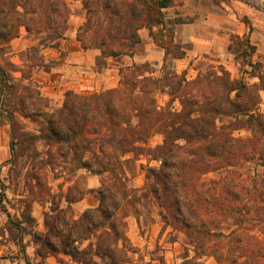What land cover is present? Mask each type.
Listing matches in <instances>:
<instances>
[{"label":"trees","instance_id":"obj_1","mask_svg":"<svg viewBox=\"0 0 264 264\" xmlns=\"http://www.w3.org/2000/svg\"><path fill=\"white\" fill-rule=\"evenodd\" d=\"M82 1L89 16L79 33L84 48H90L86 36L96 27L94 18L101 14L100 70L109 57H133L142 46L139 31L143 28L152 31L156 43L167 38L161 43L166 51L165 63L159 77L148 62L123 66L118 88L91 95L70 91L63 107L53 112L48 111L49 100L37 89L0 65V102L12 128L13 153H42L37 147L42 141L50 157L55 153L79 169L110 175L97 192L98 208L85 211L78 220L71 206L53 210L48 217L49 233L35 235L41 245L38 255L46 258L61 252L81 264H101L94 256L103 264L127 263L130 240L120 212L125 204L137 200L131 196L137 190L127 185L124 167L130 161L122 157L149 153L162 161V166L149 168L148 189L165 209L164 217L188 230L197 255H206L211 246L227 241L249 258L241 264H264V238L259 239L248 229L249 222L259 223L258 231L264 236V219L249 218L264 215V172L246 178L240 171L250 162L264 168V113L260 109L264 66L252 60L256 47L250 37L234 38L229 51L244 67L252 69L249 74L259 83L233 80L223 66L200 71L190 80L186 73L180 75L170 60L184 59L188 50L174 43L173 32L164 29L163 10L172 5L171 0ZM237 1L248 4L246 0ZM30 14L42 15L46 25L42 31L48 36L40 45L58 48L69 15L64 0H0V42L17 38L20 26L34 33ZM154 28L162 30L156 34ZM21 73L22 79L30 80ZM159 93L170 96L168 106H159ZM177 100L180 111L173 108ZM18 114L37 123L39 134L26 131ZM240 131L250 133V137L236 136ZM157 135L163 137L162 144L149 146ZM210 173L218 178L204 180ZM34 180L40 181L37 175ZM84 195L73 186L67 202H79ZM8 231L14 236L12 219ZM86 241L90 242L87 247H79ZM217 260L220 264L225 261L223 255ZM232 264H240L238 258Z\"/></svg>","mask_w":264,"mask_h":264},{"label":"rangeland","instance_id":"obj_2","mask_svg":"<svg viewBox=\"0 0 264 264\" xmlns=\"http://www.w3.org/2000/svg\"><path fill=\"white\" fill-rule=\"evenodd\" d=\"M246 1L248 4L237 0L218 3L214 0H171L172 5L163 10L166 22L164 29L173 32L174 43L188 48L184 59L170 58L172 66L180 75L186 73L188 79L194 80L200 71L223 66L233 80L244 79L251 85L259 83L258 78L250 76L252 69L244 67L229 51L234 38L249 36L256 47L252 60L264 66V0ZM64 2L69 8V15L67 30L58 48L52 44L44 47L40 45L48 33L42 31L46 25L42 15L39 18L38 14L29 16L33 18L34 33L30 34L24 26H20L17 38L0 42V65L48 99V111L62 108L66 94L70 91L91 95L118 88L121 82L120 68L123 66L148 62L155 76L162 75L166 51L161 43L167 38L156 43L148 28L139 31L143 43L133 57H109L106 67L100 70L97 59L102 54L99 48L102 38L98 28L101 14L94 18L96 27L86 36L85 41L90 48H84L79 41V33L87 24L89 16L83 1ZM19 10L23 11L21 8ZM40 30L41 33L38 32ZM160 30L162 28H154L153 33L157 34ZM21 71L30 80L22 79ZM157 100L159 106L166 107L171 98L167 93H159ZM1 106L0 102V264H81L61 252L41 258L38 255L41 245L35 235L49 233L48 217L58 207L67 209L71 206L76 220L85 211L98 208L100 195L97 192L102 183L110 179V175L101 176L87 169H79L71 160L55 153L50 157L42 141L37 145L42 153H13L12 128ZM173 108L181 110L178 100L173 103ZM260 109L264 113V91L261 92ZM17 117L26 131L39 134L37 123L21 114ZM235 135L250 137L246 131L236 132ZM162 142L163 137L157 135L150 140L149 146L154 147ZM98 154L101 157V153ZM122 160L130 161L124 167L126 182L130 189L137 190L131 193L137 200L125 204L120 212L130 240L127 249L129 260L123 264H187L189 260L197 264H220L217 260L219 255L224 256L222 264H232L234 258H238L240 264L249 260L237 245L231 246L227 241L211 246L206 255H197L188 230L164 217L165 209L148 189L149 168H161L162 161L155 160L149 153H128ZM240 171L248 178L257 173L262 174L264 168L256 162H250L244 164ZM35 175L40 181L34 180ZM203 178L216 179L218 175L210 173ZM73 186L85 195L81 201L70 205L67 196ZM249 218L264 219V215ZM10 219L14 222V236L8 231ZM248 225L252 235L264 238L258 231L259 223L249 222ZM89 243L86 241L79 247L83 249ZM94 259L103 264L98 257L94 256Z\"/></svg>","mask_w":264,"mask_h":264},{"label":"crops","instance_id":"obj_3","mask_svg":"<svg viewBox=\"0 0 264 264\" xmlns=\"http://www.w3.org/2000/svg\"><path fill=\"white\" fill-rule=\"evenodd\" d=\"M253 36H255V34Z\"/></svg>","mask_w":264,"mask_h":264}]
</instances>
